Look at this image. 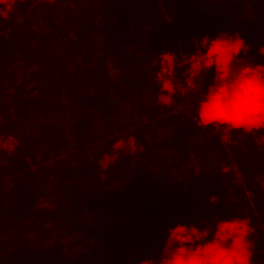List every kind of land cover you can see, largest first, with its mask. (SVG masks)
Instances as JSON below:
<instances>
[{
	"label": "trees",
	"instance_id": "1",
	"mask_svg": "<svg viewBox=\"0 0 264 264\" xmlns=\"http://www.w3.org/2000/svg\"><path fill=\"white\" fill-rule=\"evenodd\" d=\"M35 1L0 3V108L8 103L14 110V123L0 113V140L16 144L13 152L0 151L3 264H54L67 253H88L93 240L101 244L102 236H112L89 220L125 221L123 239L131 238L138 254L92 264H139L147 252L162 249L160 233L170 219L191 224L184 217L203 219L207 208L215 216L250 217L255 260L264 264V147L238 133L222 144L220 132L199 129L197 93L177 95L174 108H162L154 78L156 54L194 52L193 37L220 31H238L251 46L248 55L264 63L258 53L264 0H84L89 11L78 0H60L55 12L57 0H47L39 13ZM130 135L143 151L121 152L101 169L98 161L112 144ZM189 156L197 159L198 172L192 176L187 168L185 182L184 174L175 178L173 172L189 166ZM196 176L213 187L198 189ZM213 192L217 206L209 201ZM25 227L39 238L25 236Z\"/></svg>",
	"mask_w": 264,
	"mask_h": 264
},
{
	"label": "clouds",
	"instance_id": "2",
	"mask_svg": "<svg viewBox=\"0 0 264 264\" xmlns=\"http://www.w3.org/2000/svg\"><path fill=\"white\" fill-rule=\"evenodd\" d=\"M129 2L120 0V4ZM146 2L162 4L164 0ZM231 2L239 4L240 0ZM192 44L195 51L191 53L165 50L156 54L157 103L171 109L177 95L200 94L195 123L199 129L220 132L222 144L231 143L233 133H238L251 136L258 146L264 147V63L255 62L248 55L251 46L238 31L206 34L201 39L193 37ZM258 53L264 57V45L258 48ZM209 73H212L210 82ZM202 88L205 91L201 93ZM138 150L143 151V146L137 145L134 136L117 139L111 153H105L98 164L106 170L121 152L134 155ZM209 201L213 206L218 203L215 195ZM256 248L252 219L229 211L225 217L213 216L211 221L200 219L169 227L159 256L142 259L139 264H257ZM4 260L5 254L0 250V264Z\"/></svg>",
	"mask_w": 264,
	"mask_h": 264
},
{
	"label": "rangeland",
	"instance_id": "3",
	"mask_svg": "<svg viewBox=\"0 0 264 264\" xmlns=\"http://www.w3.org/2000/svg\"><path fill=\"white\" fill-rule=\"evenodd\" d=\"M78 1H79L80 4H82V10L83 11H89V10H91L88 7H85L83 5L84 4V2H83L84 0H78ZM45 2H47V0H45V1H43V0H37V1H35V3L33 4V8L35 9V13L36 12L39 13V10H45V8H44V3ZM85 4H90V1L85 2ZM61 6H62V2H60V0H57V4L55 6L54 5L52 6L54 8L53 11L55 12ZM165 16H167L166 13H165ZM41 25H43V24L41 23ZM54 50H55V52H59L58 49H54ZM40 54L41 53L35 52L34 53V56L35 55H36V57L37 56L38 57H43L44 56V55H40ZM53 56H57V55H53ZM66 67L69 68L68 66H66ZM30 68L33 69V68H35V66H31ZM203 91H205L204 88H202L200 90L201 93ZM196 95H197L196 96L197 99L198 98L199 99L201 98L200 97V94H196ZM13 112H14V110H12V107L8 103H3L2 109L0 108V113L5 118H7L10 122H12V123H14V121H13L14 120V118H13L14 113ZM33 123L34 122L32 121L30 124L32 125ZM18 124L20 126L21 132L23 131V129L26 132V127H27L26 119H22L21 121H18ZM227 152H228V158H230L231 154H230V152L228 150H227ZM153 155H156V153H154ZM2 157L3 156L0 155V161H1V158ZM196 161H197L196 158H194L192 156H189V158L186 161V165H189V166H183L182 168H180L177 171L173 172V176L175 178L176 177H179V175L184 174V172H187L190 168L192 170V173H191L192 176L194 174H197L198 167L196 165ZM201 162L204 163L205 162V158H202L201 159ZM187 168H189V169H187ZM142 173H144V172L143 171H140L139 172V174H141V175H142ZM189 173L190 172L184 174V176L182 175L183 176L182 178L184 179L185 182L188 181V177H189L188 174ZM145 174L146 175H150L151 174V171L149 170L148 172H145ZM230 176H232V175L230 174ZM3 178L5 179V177H3ZM3 178H0V180L3 179ZM53 183L54 182H51V185ZM206 184H209V183L203 182L201 180V178H198V176H196V178H195V185L199 186L198 189H202V187L205 188V189H210L211 187H213V185L210 184V187H207L206 188ZM204 191H206V190H204ZM219 193L220 192L218 190L217 196H221V195H219ZM245 193H246V191H245ZM213 194L215 195L214 192H213ZM246 195L249 197V194L248 193H246ZM220 201H221V198H220ZM249 203H250L251 208H253L254 207V204H253V201H252V198L251 197L249 199ZM30 211H33V210H30ZM205 212L206 213L203 214V215H206V216H202L203 219H205V220H209L210 218H212L213 216H215L214 215V212L215 211H213V209H211V208H207L205 210ZM215 214H218V212H215ZM187 218L189 219V222L190 223H196V222L199 221V220H196L194 217L191 218V216L184 217V221H186ZM170 221H172V222L169 224V227H174L177 223H180V221L179 220H175V218L170 219L168 222H170ZM88 223L91 226H96V228H100V229L101 228H105V229L109 228L110 229L109 231L111 232V235L112 236L109 237V238H107L106 236H102V238H101V244L100 243L96 244L95 241L93 240L91 242V245L89 244L88 253H87V251H86V253L85 252L79 253V251L77 253L76 252H74V253H67V256L66 257H64L63 259H61L58 262H54V264H63V262H64L65 259L69 260L70 264H92L91 262L94 261V259H96V258H104V259H107V260L108 259H111L112 260V259H116V257H120V256H123V255H135L136 254V252H134V245H133L134 243H132L131 238H130V240H127V241H125L123 239V236L125 235L126 225H127L125 221H123V222H119V221L118 222H115L112 226H110V224H108V222H104V224H102L103 222L102 223H96L94 225V223L91 220H89ZM135 230L136 229H134V231ZM25 231H26L25 236H29L31 234L32 236H36L37 238H39L38 232L36 234H34L27 227H25ZM46 234L47 233H45V235ZM16 235H18V234H16ZM47 236L50 238L49 239V242H52L51 236L49 234H47ZM6 238H7V240L9 239L8 238V234H7V237ZM166 238H167V229L165 228V230H163V232L160 233V238H159L162 244H164ZM8 243H9V240H8ZM160 251H161V249H155L154 251L147 252V254L148 255L150 254V256L158 257ZM73 254H76V255H73ZM84 254L88 255L90 258L85 257ZM136 255H138V254H136Z\"/></svg>",
	"mask_w": 264,
	"mask_h": 264
},
{
	"label": "built area",
	"instance_id": "4",
	"mask_svg": "<svg viewBox=\"0 0 264 264\" xmlns=\"http://www.w3.org/2000/svg\"><path fill=\"white\" fill-rule=\"evenodd\" d=\"M0 121H1V117H0ZM15 146H16L15 142L9 137H3L0 140V151L10 153L13 152Z\"/></svg>",
	"mask_w": 264,
	"mask_h": 264
}]
</instances>
